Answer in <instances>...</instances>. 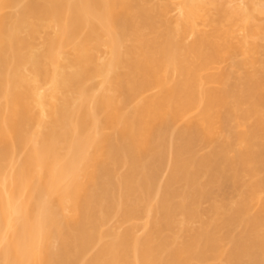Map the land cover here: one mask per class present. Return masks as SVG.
Masks as SVG:
<instances>
[{"label": "bare ground", "instance_id": "1", "mask_svg": "<svg viewBox=\"0 0 264 264\" xmlns=\"http://www.w3.org/2000/svg\"><path fill=\"white\" fill-rule=\"evenodd\" d=\"M0 264H264V0H0Z\"/></svg>", "mask_w": 264, "mask_h": 264}, {"label": "rangeland", "instance_id": "2", "mask_svg": "<svg viewBox=\"0 0 264 264\" xmlns=\"http://www.w3.org/2000/svg\"><path fill=\"white\" fill-rule=\"evenodd\" d=\"M254 1H258V0H238V3H239L242 7H245V6H247L249 3L254 2Z\"/></svg>", "mask_w": 264, "mask_h": 264}]
</instances>
